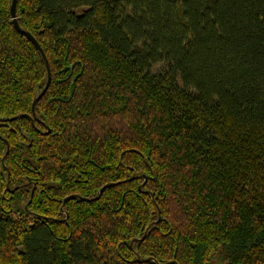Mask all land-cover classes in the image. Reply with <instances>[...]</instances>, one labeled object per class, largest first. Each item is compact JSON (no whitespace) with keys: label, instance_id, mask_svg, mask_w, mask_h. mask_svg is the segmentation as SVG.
<instances>
[{"label":"trees","instance_id":"obj_1","mask_svg":"<svg viewBox=\"0 0 264 264\" xmlns=\"http://www.w3.org/2000/svg\"><path fill=\"white\" fill-rule=\"evenodd\" d=\"M10 2L0 264H264V0Z\"/></svg>","mask_w":264,"mask_h":264},{"label":"water","instance_id":"obj_2","mask_svg":"<svg viewBox=\"0 0 264 264\" xmlns=\"http://www.w3.org/2000/svg\"><path fill=\"white\" fill-rule=\"evenodd\" d=\"M15 6H16V0H11L10 2V14H11V17H12V23L14 25V27L16 28L17 31H19L20 33H23L26 35L27 38L30 39V41L38 48V50L40 51L43 59H44V62H45V65H46V68H47V79H46V83L44 85V87L40 90V92L33 98L32 100V104H31V107H32V111L33 113H35V104L37 102V100L40 98V96L44 93L45 89L47 88V85L49 83V80H50V69H49V64H48V61H47V58L45 57V54H44V51L42 49V47L40 46L39 42L37 41V39L35 38V36L27 29H24L22 28L19 23H18V20L16 18V12H15ZM5 142H6V149H5V153L4 155L2 156V161H4V156L8 150V140L5 139ZM144 176V180H145V177L146 175L145 174H142ZM140 182L138 184V187L141 188L143 182ZM108 183H105L104 185H102L100 188H99V193L102 191V189L107 185ZM72 194L70 195H67L63 198V202L66 200V198H68L69 196H71ZM159 219V217L155 220L157 221ZM148 258V257H147ZM146 258V259H147ZM171 262H175V260H169L167 263H171Z\"/></svg>","mask_w":264,"mask_h":264}]
</instances>
